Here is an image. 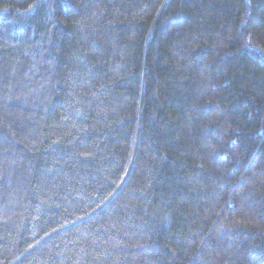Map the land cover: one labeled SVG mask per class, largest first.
Instances as JSON below:
<instances>
[{
	"label": "trees",
	"instance_id": "trees-1",
	"mask_svg": "<svg viewBox=\"0 0 264 264\" xmlns=\"http://www.w3.org/2000/svg\"><path fill=\"white\" fill-rule=\"evenodd\" d=\"M0 264H264V0H0Z\"/></svg>",
	"mask_w": 264,
	"mask_h": 264
}]
</instances>
